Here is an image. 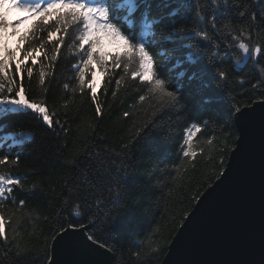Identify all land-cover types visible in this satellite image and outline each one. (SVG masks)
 Returning a JSON list of instances; mask_svg holds the SVG:
<instances>
[{"label": "snow or ice", "instance_id": "6c2138e0", "mask_svg": "<svg viewBox=\"0 0 264 264\" xmlns=\"http://www.w3.org/2000/svg\"><path fill=\"white\" fill-rule=\"evenodd\" d=\"M13 11L26 15L9 20ZM28 20L32 23L20 33V24ZM13 36L18 37L15 50L7 44ZM65 46L79 60L72 65V95L53 102L65 109L61 120L47 102L48 77L54 72L46 69H53ZM262 61L264 0H0V264H105L60 257L68 248L90 257H116L124 247V231L130 239L133 222L151 211L150 198L160 183L154 181L156 170H174L177 175L189 166L195 170L199 155L208 175L203 190L198 187L188 197L189 207L180 218L171 217L173 239H161L132 256L138 264H147L170 252L168 245H173L202 197L225 176L240 147L244 133L238 117L246 111L229 94L230 73L251 65L236 82L243 86L248 77H256L249 90L264 104ZM97 73L104 77V92L115 77L113 98L133 89L135 102L129 108L134 111H123V118L140 115L132 120L129 135L111 145L97 132L98 125H88L90 131L81 133L83 138L74 140L69 151L72 131L65 124L77 92L81 102L87 92L96 118L103 115L94 87ZM34 75L39 91L30 97L36 90L24 79L31 85ZM21 116L34 121V127L26 130L16 119ZM181 123L183 139L175 157L180 164L168 155L154 158L153 143L166 142ZM210 125L212 136L194 139ZM41 129L59 141L54 148L36 149ZM261 134L264 137V113ZM34 151L39 155L25 161L27 173L15 174L22 157ZM41 217L51 236L35 232ZM25 221L33 229L28 235H36L42 247L31 248L18 239Z\"/></svg>", "mask_w": 264, "mask_h": 264}, {"label": "trees", "instance_id": "16d2710c", "mask_svg": "<svg viewBox=\"0 0 264 264\" xmlns=\"http://www.w3.org/2000/svg\"><path fill=\"white\" fill-rule=\"evenodd\" d=\"M9 20L14 19V11L9 14ZM32 23L31 20L25 21L20 24L19 32H24L28 26ZM46 35V34H45ZM18 37H10L7 41L8 47L12 50H15L17 47ZM21 47L23 45L21 44ZM50 47V46H49ZM20 52L16 51V56L19 57ZM79 57L73 55L69 52L67 46L62 48V51L58 57L57 62L54 63L53 69H46V71H53L54 74L48 77L47 86L49 87V92L47 94V102L50 107L54 108L58 112L57 118L63 120V114L65 112L64 108L58 107L54 104V101H63L60 99L68 98L71 94V87L75 84V73L72 70V65L77 63ZM264 62V61H262ZM47 63V62H45ZM227 64V62H226ZM235 67V66H233ZM36 71H39L37 67ZM251 71V65L247 68H236L234 72L230 73L229 79L231 83L227 85L230 95L236 96V103L244 107L252 104L255 101L260 99L258 93H252L250 89V83L256 77H248L245 84L241 86L236 82V78L239 75H244L246 72ZM99 74V73H98ZM90 78V76H89ZM38 77L34 75L32 77V84L29 85L28 78L25 76L24 83L26 86H29L36 91H30L29 96L32 97L39 91L37 87ZM104 77L99 74V80L95 87V90L98 91V99L102 102L103 115L101 118H96L95 108L91 104L90 99H88L87 92L84 94V100L81 102V94L77 92L74 97V103L69 105L68 117L69 123L65 124V127H70L72 135L68 137L69 142V151H72L71 145L74 140L82 139L81 133L87 134L90 129L88 125H98L97 132L106 137V142L114 144L121 137H127L129 135V127L133 119H137V116L123 118L121 113L123 111H134L129 108V105L134 103V99L131 98L133 95V89L129 88L127 92L121 91L116 98L111 96V91L115 88V83L113 82L108 87V91L104 92L101 90V81ZM68 84V89H65L63 86ZM248 93L245 95L244 93ZM111 105V107H109ZM146 106V105H144ZM18 122H23L26 130L31 127H34V121L29 117L21 116L16 118ZM183 128L184 125L178 124L172 129V134L170 139L166 142L161 143L158 140L153 143V150L151 154L154 158L163 157L168 155L170 158L175 159L179 154V148L182 144L183 139ZM213 126H209L206 129H203L201 133H198L196 140H203L213 135L212 132ZM12 130V129H6ZM233 132L234 135H237L235 130H227ZM216 135H220L217 133ZM41 136L45 137L41 141ZM63 134H61V140H63ZM59 141L52 138L49 133L44 132L42 129L37 133L35 147L38 150H46L48 147L54 148ZM27 151V147L23 149ZM39 155V151H34L31 156L22 157L21 167L15 174H25L28 169L24 167L25 161L31 162L34 161ZM147 155V152L145 153ZM226 158L228 157L225 154ZM175 163L180 164L179 159H175ZM39 167V165H36ZM48 170V167L45 166V171ZM208 167L205 166L203 158L198 155L196 169L193 170L190 166L187 171L181 169L179 175L174 170H168L160 172L158 169L154 173V181L158 180L160 183L155 189L154 195L151 199V211L148 216L139 223L135 221L131 225L133 229V236L129 239L127 236V230L124 231L123 235L125 237L123 249L117 253L116 257H113L114 264H138V261L135 257L132 256V253L139 251L140 248L147 250L148 245L152 244L155 246L161 239L171 240L172 236L171 225L174 221L171 219L172 216H175L178 220L182 211L187 210L189 207V200L193 191L200 187L203 190L202 182L207 178ZM176 176V180H173L172 177ZM54 175V179H55ZM31 179V178H30ZM30 179L25 181L26 184L30 183ZM59 191V189H57ZM54 195V194H53ZM154 214V215H153ZM155 220L156 223H149V221ZM35 232L40 233L44 232V235L51 236V231L49 229V224L47 221L43 220L41 217L36 222ZM159 227V233H155L154 229ZM48 229L47 231H44ZM6 230H8L6 228ZM20 237L18 238L21 243L25 244L28 247L36 248L42 247V244H37L36 235L29 236L28 233L33 231L32 225L25 221L19 228ZM138 233V234H137ZM44 235L39 236L40 241H43ZM166 251L163 252L159 259L152 257L147 261V264H158L162 260Z\"/></svg>", "mask_w": 264, "mask_h": 264}, {"label": "water", "instance_id": "95a60500", "mask_svg": "<svg viewBox=\"0 0 264 264\" xmlns=\"http://www.w3.org/2000/svg\"><path fill=\"white\" fill-rule=\"evenodd\" d=\"M259 101V100H258ZM258 101L238 117L243 135L226 174L198 202L173 245L158 264H262L264 261V137ZM238 135V133H237ZM173 239V237L171 238ZM62 261L104 260L65 249Z\"/></svg>", "mask_w": 264, "mask_h": 264}, {"label": "rangeland", "instance_id": "374dc122", "mask_svg": "<svg viewBox=\"0 0 264 264\" xmlns=\"http://www.w3.org/2000/svg\"><path fill=\"white\" fill-rule=\"evenodd\" d=\"M14 14H15V17H22V16L26 15V13H16V12ZM98 80H99V74L97 73V76H96V79H95V82H94V86L97 85Z\"/></svg>", "mask_w": 264, "mask_h": 264}]
</instances>
